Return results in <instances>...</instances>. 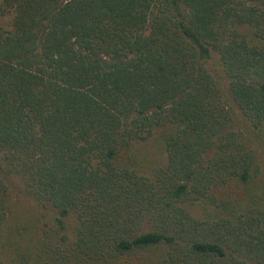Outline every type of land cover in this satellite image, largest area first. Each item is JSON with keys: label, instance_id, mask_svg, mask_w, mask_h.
<instances>
[{"label": "trees", "instance_id": "1", "mask_svg": "<svg viewBox=\"0 0 264 264\" xmlns=\"http://www.w3.org/2000/svg\"><path fill=\"white\" fill-rule=\"evenodd\" d=\"M0 16V264H264V0Z\"/></svg>", "mask_w": 264, "mask_h": 264}, {"label": "rangeland", "instance_id": "2", "mask_svg": "<svg viewBox=\"0 0 264 264\" xmlns=\"http://www.w3.org/2000/svg\"><path fill=\"white\" fill-rule=\"evenodd\" d=\"M7 18L0 16V22H6ZM140 154L144 155L152 165L162 162V148L156 137H151L148 140L140 143L136 148Z\"/></svg>", "mask_w": 264, "mask_h": 264}]
</instances>
